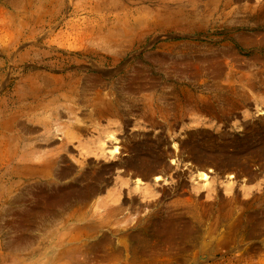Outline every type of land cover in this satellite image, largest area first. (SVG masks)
Masks as SVG:
<instances>
[{
	"label": "rangeland",
	"instance_id": "374dc122",
	"mask_svg": "<svg viewBox=\"0 0 264 264\" xmlns=\"http://www.w3.org/2000/svg\"><path fill=\"white\" fill-rule=\"evenodd\" d=\"M40 114L63 199L10 183ZM0 264H264V0H0Z\"/></svg>",
	"mask_w": 264,
	"mask_h": 264
},
{
	"label": "crops",
	"instance_id": "0c3cea01",
	"mask_svg": "<svg viewBox=\"0 0 264 264\" xmlns=\"http://www.w3.org/2000/svg\"><path fill=\"white\" fill-rule=\"evenodd\" d=\"M64 118L62 121L52 124L47 119L43 121V115L40 114L39 119L42 127L39 133L40 140L36 149H33L30 154V159L39 161V163L37 165H29V172L17 169L13 172V176L11 175V184L22 188L23 186L44 183L45 187L41 190L43 197L50 193L49 195L54 197V199L56 196L59 199H63L65 194H72L73 190L75 192L78 190L80 182L76 178L77 171L73 172L74 159L72 157L78 155L76 148L79 147L78 137L82 128L70 116ZM18 128L22 127L18 126ZM89 138L88 136L85 140L86 148L94 151V148L90 146L91 141ZM80 143L84 144L83 142ZM18 156V159L21 160L22 156ZM58 187L59 189L57 190ZM88 189L89 187L87 186V192H89ZM90 193L93 198L94 186L90 189ZM40 195L42 194L40 193ZM34 246L30 245V248H35ZM36 254L25 252L23 255L34 256Z\"/></svg>",
	"mask_w": 264,
	"mask_h": 264
},
{
	"label": "bare ground",
	"instance_id": "6f19581e",
	"mask_svg": "<svg viewBox=\"0 0 264 264\" xmlns=\"http://www.w3.org/2000/svg\"><path fill=\"white\" fill-rule=\"evenodd\" d=\"M168 113V112H167ZM166 113V114H167ZM161 115V114H160ZM164 116V115H163ZM113 137V136H112ZM226 138V137H225ZM195 139V138H194ZM227 139V138H226ZM200 140V139H199ZM187 141V140H186ZM117 143V142H116ZM199 144V143H198ZM114 145V144H113ZM104 145H102L101 147H103ZM107 146V145H106ZM140 146H143V144H137V145H135L134 147H133V149H132V152H133V154H132V158H131V162H130V165H136L137 164V162L141 159V158H143L144 157V155H148V154H146L145 152H144V150L140 147ZM230 146V145H229ZM247 147V146H246ZM105 148V147H104ZM103 148V149H104ZM108 148V147H107ZM223 150V149H222ZM220 151V150H219ZM234 151V150H233ZM240 151V150H239ZM110 152H111V155H113V156H117L118 154H121V146L119 145V144H115V146H112V149H110ZM145 153V154H144ZM109 154V153H108ZM239 154V153H238ZM149 156V155H148ZM147 156V157H148ZM252 158V157H251ZM157 161H159V160H157ZM199 162V161H198ZM202 164V163H201ZM143 165V164H142ZM236 165V164H235ZM133 167V166H132ZM139 167H140V165H139ZM143 167V166H142ZM242 167V166H241ZM134 168V167H133ZM135 168H136V166H135ZM235 169V168H234ZM239 169V168H238ZM138 170V169H137ZM202 172V171H201ZM86 174V173H85ZM200 174V173H199ZM87 175V174H86ZM86 175H84V176H86ZM200 176L204 179V180H206L207 178H208V174H206V173H202V174H200ZM199 176V177H200ZM157 179L159 180L160 179V177H157ZM83 180H85V179H83ZM81 181V180H80ZM78 186V185H77ZM75 187V186H74ZM78 188H80L79 186H78ZM89 190V189H88ZM74 191V190H73ZM80 191H81V189H80ZM75 192V191H74Z\"/></svg>",
	"mask_w": 264,
	"mask_h": 264
}]
</instances>
